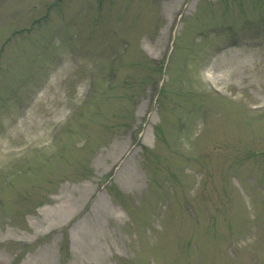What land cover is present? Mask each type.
<instances>
[{
	"label": "rangeland",
	"instance_id": "1",
	"mask_svg": "<svg viewBox=\"0 0 264 264\" xmlns=\"http://www.w3.org/2000/svg\"><path fill=\"white\" fill-rule=\"evenodd\" d=\"M0 264H264V0H0Z\"/></svg>",
	"mask_w": 264,
	"mask_h": 264
},
{
	"label": "bare ground",
	"instance_id": "2",
	"mask_svg": "<svg viewBox=\"0 0 264 264\" xmlns=\"http://www.w3.org/2000/svg\"><path fill=\"white\" fill-rule=\"evenodd\" d=\"M230 50H232V49L230 48Z\"/></svg>",
	"mask_w": 264,
	"mask_h": 264
}]
</instances>
